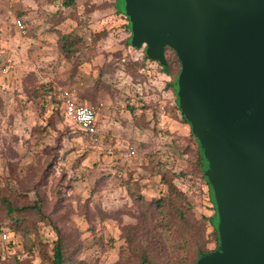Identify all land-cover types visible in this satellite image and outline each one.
<instances>
[{
    "label": "rangeland",
    "instance_id": "1",
    "mask_svg": "<svg viewBox=\"0 0 264 264\" xmlns=\"http://www.w3.org/2000/svg\"><path fill=\"white\" fill-rule=\"evenodd\" d=\"M126 24L113 0H0V224L17 227L5 198L39 199L48 216L38 231L16 228L23 251L0 250V264H50L57 238L70 264H190L215 249L198 142L169 85L179 60L167 49L163 72L128 44ZM60 87L96 107V144L64 114Z\"/></svg>",
    "mask_w": 264,
    "mask_h": 264
},
{
    "label": "water",
    "instance_id": "2",
    "mask_svg": "<svg viewBox=\"0 0 264 264\" xmlns=\"http://www.w3.org/2000/svg\"><path fill=\"white\" fill-rule=\"evenodd\" d=\"M130 45L166 64L204 164L219 245L195 264H264V0H116ZM58 264V263H56Z\"/></svg>",
    "mask_w": 264,
    "mask_h": 264
},
{
    "label": "trees",
    "instance_id": "3",
    "mask_svg": "<svg viewBox=\"0 0 264 264\" xmlns=\"http://www.w3.org/2000/svg\"><path fill=\"white\" fill-rule=\"evenodd\" d=\"M114 1V6L116 8V12L118 14H121L116 6V0H113ZM78 2V0H63V4L68 6V7H71V6H74L76 5ZM123 15V14H122ZM123 17H125V19L127 20V24H126V27L128 28V30H130L131 32V29L129 28V23H128V19L125 15H123ZM70 35L68 36H64L63 39L65 40V43L63 45V47L67 48L65 50L67 51H70V49H68L69 47L71 48L73 43L70 41H66V40H70L72 39V37H69ZM130 37V36H129ZM129 37H128V44L130 45L129 43ZM136 48V47H135ZM167 49H171L175 54H176V57L178 58L179 60V63H180V68L178 69V72L172 77L169 85L171 86L172 90L174 91L175 93V90H174V84H175V79L176 77L179 75L180 73V70H181V67H182V64H181V60L180 58L178 57L177 53L175 52V50H173L171 47L167 46L166 47V50H165V53L167 51ZM144 58L145 59H148V60H152L154 61L153 59L149 58L144 50ZM166 60H167V63L166 64H162L159 62L161 68L163 69V72L167 73V74H171V64H170V61L168 60V58L166 57ZM176 96V94H175ZM175 107L176 109L180 112L181 114V117H182V120L188 124V121L187 119L185 118L182 110L179 108V105L177 103V100L175 98ZM58 103L60 104L61 108H62V99L58 98ZM78 130L81 131V134H83V139L86 140L89 144H96V140H95V137L94 135L90 134L88 131L84 130L82 127H79ZM76 132V131H74ZM191 136L195 138L194 134L192 133L191 131ZM196 140V139H195ZM197 143V141H196ZM54 161L52 159V161L50 162V164L48 165V167H51L53 166L54 164ZM196 164H197V167L199 168L200 170V173H201V176L203 178V180L206 182V184L208 185L209 187V183H208V180L206 178V175H205V170H204V164H203V160H202V156H201V151H200V148H199V145L197 143V150H196ZM14 190H12L13 192H18V194H20L21 192H25V191H21L17 188H13ZM209 197H210V201L212 202L213 204V200L211 198V192H210V187H209ZM4 201L6 202L7 204V208H8V211L9 212H15V221L17 222V227L14 225H12L11 227L13 228V230L7 225V224H0V229H3V230H8L9 233H10V239L8 241H2L0 239V250L4 253H7L9 256H13L15 257L16 255L19 254V252L21 253L23 251V247H24V236L20 233L19 229H16V228H22L23 229V232L24 233H27V231H31L33 230L35 227V231H38V228H39V223L41 221H47L48 220V216L46 215V213L43 211V205H42V201L39 200V199H35V200H32V201H28V202H19L17 199H14L12 200V198L8 199V198H5ZM156 203H157V206L159 205H162L163 207H165V209H168V210H173L174 209V202L171 201L169 198H159L156 200ZM213 209H214V213L209 216L207 218V220L209 221V223L211 224V226L213 227V234L215 236V241H216V247L215 249L217 248V246L219 245V235H218V230L214 224V215H215V205L213 204ZM177 210V208H176ZM30 212V213H29ZM179 212V215L180 217L182 216V212L178 211ZM27 213H29L27 215ZM38 217V221L39 223L37 222L36 218ZM185 235V240L187 241V244H189L190 240H189V235H190V232L187 231L184 233ZM19 237H21V240H19ZM41 241H39L38 243H40ZM35 247H39V244H37ZM214 249V250H215ZM212 250H208V249H202L201 247L198 249V252H197V256L196 258H194V260L190 263V264H195L197 259L200 257L201 254L203 253H206V252H210ZM72 261V258L71 257H67L66 255V251H65V248H64V243H63V240L62 238H57L56 241H55V245H54V248H53V257L51 259V263L50 264H70Z\"/></svg>",
    "mask_w": 264,
    "mask_h": 264
},
{
    "label": "built area",
    "instance_id": "4",
    "mask_svg": "<svg viewBox=\"0 0 264 264\" xmlns=\"http://www.w3.org/2000/svg\"><path fill=\"white\" fill-rule=\"evenodd\" d=\"M15 23L19 30L26 31V25L23 19H16ZM59 91L64 114L84 130L96 136V141L99 140L100 127L96 107L79 100L77 94L71 88L60 87ZM131 153H135V150L133 149ZM0 239L5 242L8 241L10 239L9 231L0 229Z\"/></svg>",
    "mask_w": 264,
    "mask_h": 264
},
{
    "label": "crops",
    "instance_id": "5",
    "mask_svg": "<svg viewBox=\"0 0 264 264\" xmlns=\"http://www.w3.org/2000/svg\"><path fill=\"white\" fill-rule=\"evenodd\" d=\"M77 96H78V95H77ZM78 98H79V100H81V101H83V102H85V103L90 102V101L84 100L83 98H81V97H79V96H78Z\"/></svg>",
    "mask_w": 264,
    "mask_h": 264
}]
</instances>
